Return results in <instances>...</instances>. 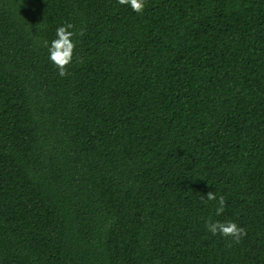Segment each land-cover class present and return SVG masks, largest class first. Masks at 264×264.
Wrapping results in <instances>:
<instances>
[{
    "label": "trees",
    "instance_id": "trees-1",
    "mask_svg": "<svg viewBox=\"0 0 264 264\" xmlns=\"http://www.w3.org/2000/svg\"><path fill=\"white\" fill-rule=\"evenodd\" d=\"M0 264H264V0H0Z\"/></svg>",
    "mask_w": 264,
    "mask_h": 264
},
{
    "label": "clouds",
    "instance_id": "clouds-1",
    "mask_svg": "<svg viewBox=\"0 0 264 264\" xmlns=\"http://www.w3.org/2000/svg\"><path fill=\"white\" fill-rule=\"evenodd\" d=\"M118 3L129 5L137 13H142L145 9V0H118ZM71 29H73L71 23L57 27L56 38L51 41L48 48L49 59L57 68L58 75L61 77L69 75L68 66L73 61L74 50L76 48V43L72 39L75 33ZM206 197L209 201L217 202L216 215H221L226 206L225 197L223 195L217 197L213 191H208ZM206 227L211 234L231 237L236 243H239L243 236L246 235V229L231 220L213 221L209 219L206 222Z\"/></svg>",
    "mask_w": 264,
    "mask_h": 264
}]
</instances>
